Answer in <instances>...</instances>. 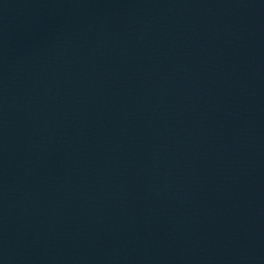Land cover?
<instances>
[{"label": "water", "instance_id": "water-1", "mask_svg": "<svg viewBox=\"0 0 264 264\" xmlns=\"http://www.w3.org/2000/svg\"><path fill=\"white\" fill-rule=\"evenodd\" d=\"M0 264H264V0H0Z\"/></svg>", "mask_w": 264, "mask_h": 264}]
</instances>
